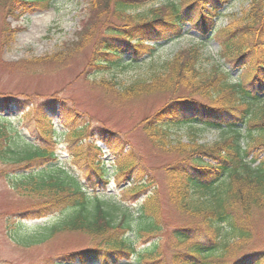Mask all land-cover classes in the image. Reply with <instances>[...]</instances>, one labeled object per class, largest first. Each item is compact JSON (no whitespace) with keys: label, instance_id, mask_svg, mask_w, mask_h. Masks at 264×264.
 <instances>
[{"label":"trees","instance_id":"trees-1","mask_svg":"<svg viewBox=\"0 0 264 264\" xmlns=\"http://www.w3.org/2000/svg\"><path fill=\"white\" fill-rule=\"evenodd\" d=\"M86 1L88 15L76 39L37 63L64 69L89 49L88 70L120 69L151 57L157 42L181 37L187 26L200 43L213 39L219 46L222 63L207 70L199 67L198 43L151 63L145 76L128 84L93 80L119 106L169 95L142 120V132L156 149L172 156L173 162L162 168L166 196L195 223L176 226L164 236L155 178L133 152L120 150L122 137L113 132L99 137L101 129L80 124L72 112L63 134L73 145L69 156L61 158L53 117L58 109L62 119L68 113L57 105L62 99L23 112L31 121L34 137L29 139L4 123L14 102L7 97L0 109V163L13 168L6 175L13 189L42 202L28 214L60 213L39 224L27 246L80 233L90 237L91 247L59 256L53 264H264V251L254 248L260 238L257 221L264 218V0ZM53 2L0 0L2 43H12L19 31L9 18L47 10ZM229 6L238 11L229 24L218 27L222 9ZM175 128H186L191 139L182 141ZM206 130L217 133L213 143L199 142ZM100 142L114 149L112 173ZM113 143L119 145L113 148ZM110 175L119 187L115 193L104 189Z\"/></svg>","mask_w":264,"mask_h":264},{"label":"rangeland","instance_id":"rangeland-1","mask_svg":"<svg viewBox=\"0 0 264 264\" xmlns=\"http://www.w3.org/2000/svg\"><path fill=\"white\" fill-rule=\"evenodd\" d=\"M53 3L52 8L47 10L27 11L18 20L9 18L12 27L19 29L14 41L9 45L2 43L1 27L4 15L0 13V109L6 106L3 101L5 98H14V102L9 103L11 113L6 112L11 115H6L10 119L4 123L16 127L26 137L33 139L30 118L23 112L26 113L28 108H35L46 102H54V98L62 99L57 105L61 103L68 113L63 115L64 119H62L61 109H58L56 116L53 117L59 141L58 153L61 158L69 156L73 145L68 135L63 134L70 128V125L64 124V120L68 121L66 117L76 112L80 124L91 123L92 128L101 129L99 137L105 132H113L122 137L120 150L124 153H127V150L133 152L142 165L150 169L161 194L163 224L166 226L164 236L176 226L195 223L176 211L166 196L162 168L173 162L172 156L156 149L142 132V120L162 107L169 95L148 96L119 106L112 103V96L101 86L93 83V80L115 79L122 85L128 84L137 77L145 76L149 72L151 63L172 58L181 49L200 43L198 34L187 26L181 37L167 42H157L155 54L151 57L146 56L138 63L120 69L102 72L88 70L89 49L71 60L68 67L55 69L52 63L40 64L37 61L52 55L62 49L65 43L76 39L77 33L82 28L83 19L88 15V4L86 0H54ZM237 10V6L223 10L225 14L219 20L218 26L223 27L231 22L233 19L228 15ZM200 44L201 69L207 70L213 65L218 66L222 63L215 40H205ZM17 104L19 107L14 108ZM174 131L184 142L191 139L186 128H175ZM203 133L200 143L210 144L218 137L217 133L210 130ZM100 144L107 152L105 156L109 161L107 168L109 173H112L114 156L111 150L114 149H108L103 142ZM118 145L119 143H113L112 147ZM123 145H125L124 149ZM12 170V167L7 168L0 163V264H53L52 260L58 259L59 256L91 247L90 237L80 233H62L44 243L27 246L35 240L38 225L54 221L60 213H52L40 219L35 218V212L26 215L28 211L39 209L42 202L22 197L18 190L13 189L12 180L6 176ZM111 177L109 185L104 188L107 193H115L119 189L115 178ZM257 227L260 238L255 242L254 248L263 252L264 218L259 217ZM148 241L150 243L151 238ZM142 242L140 240L138 244Z\"/></svg>","mask_w":264,"mask_h":264}]
</instances>
